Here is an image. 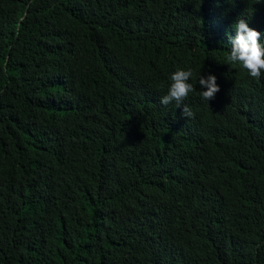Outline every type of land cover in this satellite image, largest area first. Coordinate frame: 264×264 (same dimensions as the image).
Wrapping results in <instances>:
<instances>
[{"label":"trees","instance_id":"16d2710c","mask_svg":"<svg viewBox=\"0 0 264 264\" xmlns=\"http://www.w3.org/2000/svg\"><path fill=\"white\" fill-rule=\"evenodd\" d=\"M241 18L264 44V0H0V264H264ZM178 69L191 118L159 102Z\"/></svg>","mask_w":264,"mask_h":264},{"label":"clouds","instance_id":"9594fccd","mask_svg":"<svg viewBox=\"0 0 264 264\" xmlns=\"http://www.w3.org/2000/svg\"><path fill=\"white\" fill-rule=\"evenodd\" d=\"M235 36L230 37L231 45L226 61L230 64H238L245 69L248 74L255 79H259L264 73V44L260 42L261 33L250 28L245 19H238L233 25ZM193 72L191 69H178L170 76V86L167 94L160 98L162 105H168L175 102L176 107H180L182 116L186 118L193 117L191 109L183 104L189 93L196 91L194 85L189 83ZM201 90L199 96L206 102L215 97L219 91L214 75L207 77L199 75L197 78Z\"/></svg>","mask_w":264,"mask_h":264}]
</instances>
